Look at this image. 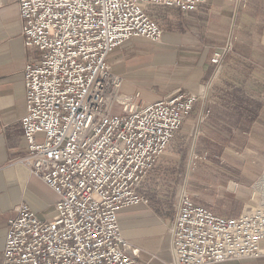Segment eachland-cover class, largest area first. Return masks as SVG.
Instances as JSON below:
<instances>
[{
    "label": "built area",
    "instance_id": "built-area-1",
    "mask_svg": "<svg viewBox=\"0 0 264 264\" xmlns=\"http://www.w3.org/2000/svg\"><path fill=\"white\" fill-rule=\"evenodd\" d=\"M205 1H19L23 43L39 53L23 70L26 113L20 123L28 151L22 160L58 200L48 219L26 203L15 207L2 264H143L140 250L121 236L118 211L147 203L139 185L198 96L175 92L143 103L138 92H121L123 79L107 57L129 39H161L146 6L186 12ZM230 47L215 51L211 62L219 64ZM170 233V264L258 258L264 256V209L219 216L182 190Z\"/></svg>",
    "mask_w": 264,
    "mask_h": 264
},
{
    "label": "crops",
    "instance_id": "crops-1",
    "mask_svg": "<svg viewBox=\"0 0 264 264\" xmlns=\"http://www.w3.org/2000/svg\"><path fill=\"white\" fill-rule=\"evenodd\" d=\"M19 1L0 0V264L7 220L15 207L26 203L39 218L48 219L54 215L58 200L57 194L34 176L22 160L28 151L20 123L26 113L23 70L39 53L23 43ZM163 8L167 10L166 16L157 19L163 29L160 41L129 39L108 55V63L112 72L123 79L121 91L138 92L143 103L159 101L175 92L197 94L199 109L191 112L194 114L191 120L198 124L204 117L200 123L203 133L199 146H204L201 153L222 160L232 143L243 145L247 129L251 130L253 119L258 121L264 108L262 103L245 102L241 107L236 102L237 109H219L220 103L206 88L215 77L216 66L210 57L213 50L235 34L233 47L239 55L228 58L226 64L264 68V0H207L186 12L170 6ZM210 147L216 149L212 154ZM250 169L244 167L240 173L250 176ZM236 183L245 185L240 180ZM228 191L239 198L233 190ZM189 195L196 204L219 216L237 217L246 208L240 210L237 206L231 214H219ZM172 214L165 203L153 199L118 211L121 236L140 250L141 263L167 264L171 260ZM261 246L264 247V240ZM246 260L261 262L264 256ZM236 261L217 264H236Z\"/></svg>",
    "mask_w": 264,
    "mask_h": 264
},
{
    "label": "rangeland",
    "instance_id": "rangeland-1",
    "mask_svg": "<svg viewBox=\"0 0 264 264\" xmlns=\"http://www.w3.org/2000/svg\"><path fill=\"white\" fill-rule=\"evenodd\" d=\"M146 10L158 24L167 12L163 6L158 5L146 6ZM235 36V34L231 35L223 46L213 50L210 60L215 51L225 47L227 43L231 45L221 62L213 63L216 66V69H213L215 77L210 79L206 88L212 91L214 100L220 103L219 109H237L235 108L236 102H239L241 107L245 106V102H250V105L262 103V108H264V68L253 67L254 65L249 67L226 64L228 58L239 55L234 52ZM196 103L191 112L199 109V104ZM113 110L119 112V106L115 105ZM191 112L174 134L156 165L139 185V191L145 195L147 203L152 199L165 203L174 217L178 194L186 189L196 202L212 208L219 214H231L237 206L240 210L246 205L261 208L258 196H254V186L264 176V112L258 121L253 119L251 130L247 129V134L242 139L243 145L241 146L240 142L232 143L225 150L226 153L222 160L209 156V153H201L204 146H199V138L203 129L200 126L201 121L197 124L196 121L191 120L194 115ZM205 149L207 150L206 147ZM215 150L214 147L209 148L211 154ZM244 167L251 168L250 176L240 173L244 171ZM187 172L188 176H186ZM239 180L245 182V185H238L236 182ZM228 190H233L239 198L231 196L233 193L230 195ZM225 193L229 196H225ZM170 262L171 260L167 264ZM236 262H238L236 264H264V261L246 259Z\"/></svg>",
    "mask_w": 264,
    "mask_h": 264
},
{
    "label": "bare ground",
    "instance_id": "bare-ground-1",
    "mask_svg": "<svg viewBox=\"0 0 264 264\" xmlns=\"http://www.w3.org/2000/svg\"><path fill=\"white\" fill-rule=\"evenodd\" d=\"M254 191H255L254 192V196L257 195L258 198H259L258 200H259V203H260V206H261L260 209H264V176H262L256 182V184L254 186ZM249 206H252V205H246V208H248Z\"/></svg>",
    "mask_w": 264,
    "mask_h": 264
}]
</instances>
